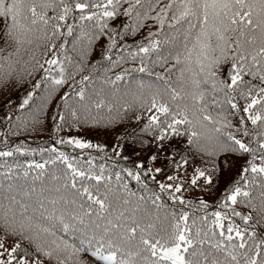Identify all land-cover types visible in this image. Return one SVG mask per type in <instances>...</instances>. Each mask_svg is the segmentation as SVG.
Returning <instances> with one entry per match:
<instances>
[{"label": "snow or ice", "instance_id": "1", "mask_svg": "<svg viewBox=\"0 0 264 264\" xmlns=\"http://www.w3.org/2000/svg\"><path fill=\"white\" fill-rule=\"evenodd\" d=\"M0 20V90L29 85L0 157L48 156L31 186L0 182V264H264V0H0ZM52 105L49 147L10 146ZM127 145L150 155L126 167ZM226 178L215 204L185 197Z\"/></svg>", "mask_w": 264, "mask_h": 264}, {"label": "trees", "instance_id": "2", "mask_svg": "<svg viewBox=\"0 0 264 264\" xmlns=\"http://www.w3.org/2000/svg\"><path fill=\"white\" fill-rule=\"evenodd\" d=\"M162 3H167V0H162ZM149 24H153L152 21H148ZM4 24L3 21L0 20V48L5 49V52L3 54H7L8 50H11L12 45L5 44L4 34H3ZM149 29L145 28L142 30L141 33H138L136 39H141L142 37L147 35ZM154 30V28H153ZM129 43H132V39L130 38ZM69 54L72 55L74 58H78L76 53L72 52L71 50V42L69 43ZM100 58V48L97 46L95 50L93 51L92 55L89 57V63H94L97 59ZM155 59V57H153ZM170 64L173 63L172 61L169 62ZM138 66L133 65L131 63L124 65V67H134ZM154 71L163 73V69L157 65L152 66ZM115 71H120V69H117ZM171 79L175 81L178 72H173L170 74ZM133 79H143L145 81H151L155 82L154 76H148L147 74H141V73H133L132 74ZM38 78V77H37ZM79 79V77H77ZM29 88V85L27 83L19 86H14L7 90H0V131H4L7 128V123L5 118L7 115L11 112H13L14 109L18 108L19 103L21 102L24 95H26V90ZM66 90V89H65ZM131 102V100H129ZM135 111H142V109L139 108L138 105L134 108ZM55 111V106H50L49 109V119L47 121V125L44 129H41L37 132H27V133H21L20 136H10L9 137V144L15 145L20 142H23L28 148L30 149H39L40 147H49L51 143L53 142V137L51 134L52 129V120H51V114ZM18 114V113H15ZM130 117L132 115V112H129L128 114ZM146 115V114H145ZM135 125H129L128 130H131V127ZM73 134H76L73 132ZM79 135L86 137L87 139H91L93 143H107L111 145L114 142V134L112 133H106L103 129H93V128H83ZM3 144H0V149H3ZM61 147V150L69 152L71 155L80 156L83 155L85 159H87V156L89 155L88 151H85L84 153H81L80 150H73L70 147L65 146H59ZM136 149H134L131 145H127L125 147L124 155H127L130 157L129 161H122L124 166H131L133 161H139V160H147V156L150 155V152L148 150H145L143 153H141L139 156L137 155ZM92 155H101L100 153H97L95 151H91ZM45 159H48L47 154H41L39 151H36L35 153H28L25 155H15L13 157L3 158L0 157V182L4 181L5 174L11 169V173L13 176V180L15 183L22 185V186H31L33 184L32 177L35 176L39 170L37 169H28V165L30 163H43ZM97 164L104 163V161H101L97 159ZM111 164V161L108 162ZM155 167H162V163H157L154 165ZM59 167H63L62 165H59ZM25 170L29 171V176L24 177L23 172ZM52 166H48V172H52ZM159 181H164L165 176L164 175H157L156 177ZM227 179H225L224 182H222L220 188H218L214 194L208 195L200 191H189L185 193L186 199H190L193 197L199 198L202 197L205 200H207L210 204H215V202L220 198L221 192L223 191V188L226 186ZM51 182L50 176H48L45 179V184H49ZM131 189L133 191H137V185L135 181H131L130 185ZM150 187L156 189V186L154 184L149 185ZM35 187L37 188V195H39V189L41 187L40 181H35ZM158 190V189H156ZM215 208H210L209 211H215ZM247 211V209H245ZM255 218V213L253 214ZM238 223H240L239 220H237ZM260 233H264V227H260L258 229Z\"/></svg>", "mask_w": 264, "mask_h": 264}]
</instances>
